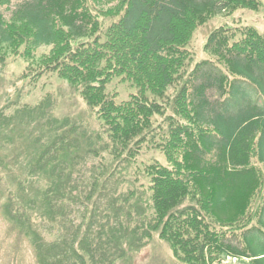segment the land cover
Listing matches in <instances>:
<instances>
[{"label": "trees", "instance_id": "1", "mask_svg": "<svg viewBox=\"0 0 264 264\" xmlns=\"http://www.w3.org/2000/svg\"><path fill=\"white\" fill-rule=\"evenodd\" d=\"M12 1L0 0V65L23 48L27 73L39 69L65 80L103 125L112 159L134 162L144 144L164 154L166 164L153 160L142 171L149 183L147 236L157 233L182 264L226 257L264 264V195L257 202L264 188V32L248 25L214 28L204 44L213 60L190 71L186 48L211 16L255 10L259 1L18 0L6 18L2 9ZM42 45L52 48L34 59L32 51ZM112 78L130 83L135 94L116 102L105 92ZM55 190L42 197L39 215L68 222ZM6 212L29 227L39 264H86L82 250L90 264H114L105 256L97 262L98 248L78 231L46 243L28 215Z\"/></svg>", "mask_w": 264, "mask_h": 264}, {"label": "rangeland", "instance_id": "2", "mask_svg": "<svg viewBox=\"0 0 264 264\" xmlns=\"http://www.w3.org/2000/svg\"><path fill=\"white\" fill-rule=\"evenodd\" d=\"M258 1L255 10L237 8L198 25L186 47L191 53L188 71L196 62L212 59L204 44L214 28L248 25L264 32V0ZM17 2L2 9L6 18ZM51 48L39 46L32 51L33 58L46 55ZM22 51L0 65V264H39L27 236L29 227L12 221L6 211L28 215L46 243L61 240L63 235L70 239L74 230L78 231L82 240L89 239L85 243L98 248L93 250L97 262L105 256L114 264H182L157 233L148 237L143 225L150 209L149 183L142 171L153 160L166 164L161 150L144 144L134 162L112 159L94 110L56 73L39 69L27 73L30 64ZM105 92L121 102L136 89L127 81L112 78ZM174 94L175 88L167 90L165 115L170 114L166 103ZM155 120L161 122L162 117ZM55 189L58 193L53 198L58 199L68 222L61 223L60 218L52 222L39 215L42 197L52 195ZM259 194L257 202L264 188ZM255 222L253 219V225ZM234 235L241 239V232ZM97 242H102V247H97ZM82 254L90 264V255L84 250ZM217 264L251 262L249 258L226 257Z\"/></svg>", "mask_w": 264, "mask_h": 264}]
</instances>
